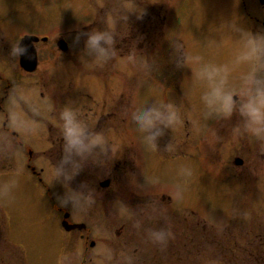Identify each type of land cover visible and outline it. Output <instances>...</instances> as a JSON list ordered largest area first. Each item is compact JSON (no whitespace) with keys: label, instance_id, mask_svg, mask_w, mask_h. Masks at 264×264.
Wrapping results in <instances>:
<instances>
[{"label":"rangeland","instance_id":"1","mask_svg":"<svg viewBox=\"0 0 264 264\" xmlns=\"http://www.w3.org/2000/svg\"><path fill=\"white\" fill-rule=\"evenodd\" d=\"M185 1L189 0H147V12L153 4H160L161 10L160 14L158 10L151 13L154 18L152 23L147 22V52L143 53L144 49L137 46L136 63H130L125 54L99 68L81 62L76 50L68 54L63 52L59 58L61 52L57 51L54 71L61 79L56 78L55 105L58 96L64 98L79 92L95 95L100 89H117L119 114L116 121L120 126V140L124 144L125 158L130 160L134 169L127 177L118 179L112 192L96 196V204L87 211L74 213L70 207H64L66 213L71 214L70 220L88 225L92 234L88 244L90 241L95 244L93 248L88 247L87 260L79 264H125L122 254L131 257V264H244L242 235L246 219L242 203L244 197H248L249 204L254 203L251 191L259 189V179L251 175L249 181L245 179L247 184L244 183L242 175L247 173L245 166L241 168L233 163L238 153L243 154V147L240 139L232 140V126L227 121L202 119L200 96L206 90V85L199 82L194 86L190 82L184 84V81L190 80L191 70L177 68L175 64L167 66L165 58L169 56V49L174 51L171 43L177 42L183 46V51L201 55L204 62L230 63L237 51L232 26L242 27L254 34H264V3L261 0H194L191 5H186ZM109 7L112 8V5ZM76 18L79 20L75 21ZM104 18L96 12L86 20L74 14L73 10L70 23L77 27L86 24V32L93 28L100 29L103 25L113 27V19ZM59 19L62 17H57V26L66 24ZM161 19H165L164 22ZM80 20L83 21L81 24ZM20 22L22 19L18 20ZM79 33L72 31L66 35L67 41L81 45L85 37L81 36L76 42L75 37ZM212 40H222L223 46L219 49L208 47V42ZM87 62L90 63L91 58ZM4 63H0V66H4ZM243 71H246L245 66L233 72L230 79L238 84L239 74ZM183 86L192 87L191 95L187 98ZM169 100L180 105L184 124L173 133L167 130L158 140V155L164 156L161 159L143 146L142 136L131 121V112L153 102ZM58 115L56 111L46 116H53L54 120L59 121ZM21 116L23 125L34 123L27 114ZM234 117L236 119L237 116ZM12 123L15 125L13 119ZM215 134L222 140H217ZM2 139L0 129V143ZM172 139L176 152L168 155L164 149ZM249 145L254 147L253 142H249ZM258 150L264 151V144L260 143ZM38 159L34 162L35 170L38 171L41 165L46 170L42 157ZM26 162L21 155L8 158L0 154V172L11 170L18 163L24 169L23 175L18 178V186L13 189V199L10 202L0 201V264H57L62 255L67 257L64 264H75L68 252L63 253L58 240L60 237L76 236L62 230L52 202H49L45 190L25 166ZM182 166L191 167L193 176L184 199L175 202L169 193L171 186L181 180L179 169ZM153 176L159 178V184L144 188L139 186L145 183V178ZM42 178L51 190L52 187L57 188L60 196L64 194L62 183L51 177L48 181L44 176ZM8 179V176L0 175V183ZM81 184H85V181L70 187L79 190ZM59 195L56 192L53 194L55 199ZM101 200L103 203H100ZM117 202L126 205L127 210L123 213L118 211ZM142 211L143 214L138 215ZM115 213H118L119 220ZM247 213L249 217L254 214L252 205H249ZM137 220L142 222L139 229L134 227ZM119 222L125 223V236L118 238L112 233L115 234L117 227L121 229ZM162 226L169 228L173 234L165 248L148 239L150 230ZM12 240L19 244L28 241L32 244L28 245L26 252L22 246L13 244ZM69 247L67 245L68 250ZM134 248L137 252H133ZM77 252L75 255H78Z\"/></svg>","mask_w":264,"mask_h":264},{"label":"flooded vegetation","instance_id":"2","mask_svg":"<svg viewBox=\"0 0 264 264\" xmlns=\"http://www.w3.org/2000/svg\"><path fill=\"white\" fill-rule=\"evenodd\" d=\"M185 2L186 5H191L194 0ZM109 5H112V8ZM142 9L143 12L141 13ZM73 10L74 14L86 18V20L91 19L96 12L102 14L103 18L105 16L108 20L113 19V27L103 25L100 29L111 28L110 30L116 36L118 55L114 60H118L119 56L123 57L125 54H129L132 49H138L137 46L144 49L143 53L147 52V22L148 24L152 23L154 18L152 12L155 13L158 10L157 12L160 14L161 5L156 6L153 4L147 12V0H1L0 59L3 63L5 60L7 62L4 63V66H0V113L2 115L0 129L1 137L6 136L12 144V150L4 155L8 158H11L12 155L25 157L27 160L25 166L43 187L49 202H52V207L56 210L57 217L60 220L61 228L67 210L61 207L58 200L53 196L54 192L59 195L60 190L52 187V191L48 185L46 186L42 177L44 176L47 181L49 177L55 179L52 174V166L58 163L62 157L63 138L60 121L54 120L53 116L48 118L47 114L52 115L56 111L59 112L60 108L69 104L72 99L71 104L79 105L83 109L91 128L96 131H105L108 143L112 148V153L109 150L107 157L100 156V162H93L89 159L69 186L85 181V184L95 190L96 196H99L108 191L112 192L118 179L124 176L127 177L134 170L130 160L125 158L124 144L120 140V126L119 122L116 121L119 114L117 89L108 91L100 89L95 95L78 91L79 94L66 95L64 96L65 99L58 96L59 100L55 105L56 78L61 79L54 71L57 51L61 52L58 58L62 56L63 52L68 54L69 52L72 53V50H76V53L80 55L79 59L83 63H86L90 58L84 55V41L81 45L67 41L66 35L72 31L79 33L87 30L84 28V26H87L86 24L77 27V25L70 23L72 22ZM57 17H62L58 21L66 24L60 25L62 24L60 23L57 26ZM126 17H128L127 20ZM20 19H22V22L18 23ZM164 20L161 19V22H164ZM82 22L80 20L79 23ZM105 23L106 20H104ZM21 39H23L21 45L27 51L17 60L10 54L11 45ZM120 50H122V53H119ZM21 57L31 63L29 68L21 64ZM168 57L165 58L167 66L175 64L176 54L172 49H169ZM22 114H27L39 126L35 135L25 136L16 126L23 125L20 119ZM12 119L15 121V125L12 123ZM237 120L238 117L235 119L233 116L230 121H227V124L234 126ZM251 139L253 138H240L243 154L238 153L239 155H236L233 161L236 166L241 168L245 166L244 169L247 173L242 175L244 183H246V178L249 181L252 178L251 175H254L255 178L259 179L260 184V186L258 185L260 190L251 191L255 199L253 200L254 203L249 204L248 197H244L242 203L245 211L244 218L246 219L242 235L244 237L242 261L244 260V264H264V151L258 150L260 142L250 141ZM249 142H253L254 147H249ZM39 156L42 157V162L47 166L46 170L43 165L40 166L38 171L35 170L34 162L40 160L38 159ZM109 157L111 158L109 159ZM5 160L8 159L5 158ZM237 160L240 161V164H236ZM251 169H254V171H251ZM46 174L49 176H46ZM78 179L81 180L78 181ZM247 194L249 192L245 193V195ZM100 203H103V201ZM249 205H252L254 209V214H250V217L247 213ZM145 208L147 209V205H145ZM115 214L118 218V213ZM142 214L143 211L141 214L138 213V215ZM68 215L67 222L69 224H84L85 227L81 230L71 231H65L62 228L67 234L71 235L73 233L76 237H60L58 241L63 253L68 252L69 258H73L75 264L83 263L87 260L88 247L93 248L95 245L93 241L88 244L89 237L92 234L85 222L70 220L71 214L68 213ZM57 217L55 219H58ZM119 225H121V229L115 227V234L112 233V236L118 238L125 236L123 233L125 223L119 222ZM12 242L15 245L22 246V249L26 252L28 251V245L32 244L30 241L20 244L15 240H12ZM67 245L71 246L69 247L70 250L67 249ZM75 251L78 255H75ZM133 252H137V249L134 248ZM25 254L27 255V253ZM21 260H23L22 257Z\"/></svg>","mask_w":264,"mask_h":264},{"label":"clouds","instance_id":"3","mask_svg":"<svg viewBox=\"0 0 264 264\" xmlns=\"http://www.w3.org/2000/svg\"><path fill=\"white\" fill-rule=\"evenodd\" d=\"M143 12V9L141 13ZM126 20L128 17L125 18ZM235 33L234 43L237 51L230 63L216 64L204 62L203 57L198 54H189L183 51V46L173 42L172 47L176 54L175 65L177 68L191 70L190 82L192 86L196 83L206 85V90L200 96L203 105L202 119L205 121H230L235 115L237 123L231 127V138L233 141L242 137H250L257 142L264 144V34L252 33L239 26H232ZM85 37L84 55L91 58L90 66L103 68L110 64L117 55L116 39L113 32L108 28L96 29L79 33L75 41L79 42L80 37ZM17 40L11 45V56L17 59L26 53V48ZM208 47L219 49L223 41H209ZM136 50L132 49L125 57L130 63H136ZM241 66L246 71L239 74V83L230 79L233 72ZM183 84V85H184ZM184 87V86H183ZM192 87H184L185 98L189 97ZM58 119L61 125L63 138L62 157L58 163L52 166V174L55 181L62 183L65 192L57 196L61 207L69 208L72 212H85L96 204V193L87 184H81L79 190H73L69 185L71 181L85 167L91 159L93 162H100L101 155L108 156L112 148L108 143L105 131H96L89 126L83 109L79 105L71 103L64 105L59 110ZM131 121L135 129L142 136V144L147 151L158 155V140L165 135L167 130L173 133L177 127L184 124L181 116L180 105L173 101L153 102L143 107H138L131 112ZM25 136L35 135L39 126L35 123L16 125ZM197 130H199L197 128ZM216 139L218 138L217 134ZM12 150L11 141L3 137L0 143V154H7ZM164 151L169 155L176 152L174 140L170 141ZM161 159L164 156L158 155ZM111 157H109L110 159ZM23 165L11 170L0 172L6 175L8 180L0 183V201L10 202L13 199V189L18 186V178L23 175ZM181 180L171 186L169 193L173 201L179 202L184 199L188 183L193 176V170L189 166H182L179 169ZM158 177L145 178V183L140 187H151L159 184ZM116 207L121 213L127 210L122 202H117ZM141 221L137 220L134 227L139 229ZM173 234L167 227L152 229L148 232V239L151 243L165 248ZM125 264H131V257L122 254ZM67 257L58 258L57 264H64ZM218 264V262H217Z\"/></svg>","mask_w":264,"mask_h":264},{"label":"water","instance_id":"4","mask_svg":"<svg viewBox=\"0 0 264 264\" xmlns=\"http://www.w3.org/2000/svg\"><path fill=\"white\" fill-rule=\"evenodd\" d=\"M261 3L263 4L264 3V0H261ZM25 41V40H24ZM64 48V47H63ZM21 64H23L24 67H26V61L24 62V57H21ZM236 164H240V161L237 160L236 161ZM68 217V214H65L64 215V221L62 222V226L64 227L65 230L67 231H70V230H73V229H78V230H81L82 228L85 227V225L83 224H69L67 223L66 221V218Z\"/></svg>","mask_w":264,"mask_h":264}]
</instances>
